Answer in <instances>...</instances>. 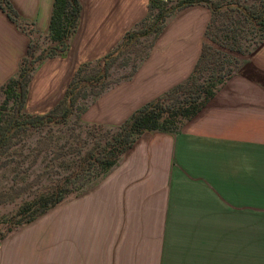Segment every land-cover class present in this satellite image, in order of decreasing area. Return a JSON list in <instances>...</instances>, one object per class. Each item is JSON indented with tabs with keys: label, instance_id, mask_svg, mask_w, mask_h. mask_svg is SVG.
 <instances>
[{
	"label": "crops",
	"instance_id": "0c3cea01",
	"mask_svg": "<svg viewBox=\"0 0 264 264\" xmlns=\"http://www.w3.org/2000/svg\"><path fill=\"white\" fill-rule=\"evenodd\" d=\"M0 4L1 86L27 53L26 23L33 30H47L52 0ZM196 10L189 20L194 26L182 37L159 39L164 45L193 47L180 50V56L193 64L181 75L161 70L154 79L150 74V97L192 72L211 16L206 7ZM218 91L177 134L143 132L105 177L53 208L55 259L67 258V264H264V244L230 243L241 232L239 223L249 219L255 207H264V185L254 184V174L264 175V128L254 132L253 108L232 95L233 101H217ZM125 95L118 98L124 113L129 104L138 102L141 107L150 100L138 91ZM211 107L216 109L212 121L205 116ZM261 124L264 127V119ZM254 186L261 193H255ZM210 225L216 227L213 237L218 242L205 245ZM222 238L229 243L221 244Z\"/></svg>",
	"mask_w": 264,
	"mask_h": 264
},
{
	"label": "rangeland",
	"instance_id": "374dc122",
	"mask_svg": "<svg viewBox=\"0 0 264 264\" xmlns=\"http://www.w3.org/2000/svg\"><path fill=\"white\" fill-rule=\"evenodd\" d=\"M161 1L167 3V7L178 0ZM236 1L242 5H258V0ZM80 4L83 14L69 40L67 51L60 56L45 57L35 64L24 106L26 112L34 114L68 106L71 113L63 123L46 124L23 132L19 142H15L1 158L0 237H4L0 239V264H67V258L57 260L53 255V208L82 194L93 185L72 194L11 232H6L7 224L4 221L14 213L24 198L30 199L39 190L54 185L58 178L73 169V161L92 145V138L97 133L102 134L106 129H110V133L114 132L125 118L139 108L138 102L131 103L125 113L122 112L118 99L120 93L131 97L138 91L143 94L141 97L152 101L165 92L156 95V98L150 97L152 95L146 92H153L150 74L154 79L161 70L170 75H181L183 71L186 72L187 66L193 64L186 60V56H180V50L193 47L164 45L159 39L182 37L188 26H194L193 23L189 24V20L196 17V8L206 7L211 13L210 19L212 17L211 9L205 4H194L198 7L188 8L191 5L180 8L156 25V9L149 7V0H80ZM238 17L236 8H223L216 16L219 33L225 36L223 28L231 25L229 23ZM150 24L160 27L159 31L150 30L145 33ZM25 30L30 33L35 54L49 45L46 30H33L27 23ZM206 30L207 26L204 33ZM237 31L242 52L233 58V74L219 88L216 100L221 98V102H227L234 99L247 109L252 107V128L254 132H260L264 128L261 124V119H264L261 117L264 116V38L260 39L259 33L249 22L240 21ZM74 81L78 84L72 88L67 101L68 90ZM230 95L234 98L230 99ZM3 97L0 92V102ZM212 108L205 115L211 121L216 115V109ZM193 123L198 124L197 121ZM93 125L101 127L94 131ZM51 143L55 146H46ZM254 184L259 187L264 185V175L254 174ZM256 186L254 192L261 193ZM262 192L264 194V186ZM263 208L255 207L249 219L239 223L242 233L231 240L232 245L264 244ZM214 230L216 227L210 225L205 245L218 242L213 237ZM244 233H247L246 237ZM226 241L222 238L221 244Z\"/></svg>",
	"mask_w": 264,
	"mask_h": 264
},
{
	"label": "trees",
	"instance_id": "16d2710c",
	"mask_svg": "<svg viewBox=\"0 0 264 264\" xmlns=\"http://www.w3.org/2000/svg\"><path fill=\"white\" fill-rule=\"evenodd\" d=\"M194 4H205L211 9L212 17L207 25L206 41L187 79L136 109L114 132L110 133V129H106L102 134L97 133L96 138H92V145L73 161V169L58 178L54 185L39 190L30 199L24 198L19 203L14 213L4 221L7 224V233L32 221L37 215L81 189L96 184L117 164L120 156L143 132L174 133L187 121L195 118L233 74V58H237L236 55L242 52L237 31L240 21L251 23L260 39L264 38V0H258L256 6L242 5L236 0H178L167 7V3L161 0H149V7L156 9V25L176 10ZM223 8H236L239 13V17L229 23L231 25L223 28L225 36L219 33L220 27L216 21V16ZM80 14V0H52L46 30L49 45L39 54H35V46L30 37L27 53L20 60L16 75L0 86V92L4 95L0 102V165L2 156L15 142H19L23 132L46 124L63 123L71 113L68 106L38 114L26 112L24 106L28 82L35 64L45 57L60 56L67 51ZM153 25L150 24L149 29L144 32H158L160 27ZM75 84L78 83L74 81L68 90L67 101ZM99 127L101 126L93 125L92 130L96 131ZM3 237L1 235L0 239Z\"/></svg>",
	"mask_w": 264,
	"mask_h": 264
}]
</instances>
